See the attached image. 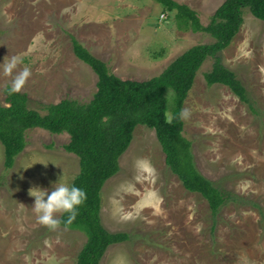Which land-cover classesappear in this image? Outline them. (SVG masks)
I'll return each instance as SVG.
<instances>
[{"label": "rangeland", "instance_id": "obj_1", "mask_svg": "<svg viewBox=\"0 0 264 264\" xmlns=\"http://www.w3.org/2000/svg\"><path fill=\"white\" fill-rule=\"evenodd\" d=\"M84 1L0 0V63L14 55L23 58L17 71L28 66L32 75L19 93L43 115L45 105L65 99L87 104L97 92L98 77L75 56L72 37L116 76L132 81L157 77L190 48L214 42L208 34L179 25L174 12L154 0H131L130 5L142 8L140 18L121 17L105 27L87 17L134 16L135 8L97 0L94 11ZM175 1L196 10L208 25L226 0ZM109 30L118 33L111 37ZM221 58L254 98L258 115L229 88L207 86L204 75L214 64L209 58L184 105L190 112L183 120L184 136L193 144L203 176L264 210V22L245 10L241 29ZM11 79L0 71L3 106H8L5 89ZM165 95L169 117L175 93L168 89ZM26 139L27 147L10 170L4 167L0 143V264H76L87 236L39 224L29 189L50 191L62 176L73 183L80 160L65 150L67 134L33 129ZM120 167L102 190L101 219L111 233L127 232L132 239L111 246L101 264H264L261 211L251 204H229L214 219L208 203L188 192L166 166L153 129L136 127Z\"/></svg>", "mask_w": 264, "mask_h": 264}, {"label": "trees", "instance_id": "obj_2", "mask_svg": "<svg viewBox=\"0 0 264 264\" xmlns=\"http://www.w3.org/2000/svg\"><path fill=\"white\" fill-rule=\"evenodd\" d=\"M169 12H174L179 25L194 33L210 35L214 42L197 45L176 58L159 76L148 81L123 80L111 72L104 61L95 57L75 37L72 45L75 56L92 68L98 77L97 92L87 104L65 99L58 104L43 106L45 114L29 107L27 95H5L8 106L0 104V143L4 147V167L10 170L27 147L29 130L42 129L53 135L68 134L70 143L65 150L80 160V173L73 184L86 192L76 219L65 225L67 214L62 213L58 226L84 233L87 242L76 264H101L108 249L129 242L127 232L111 233L101 219V193L108 180L120 173V159L129 149L134 131L142 125L153 129L165 155L166 166L181 181L184 188L200 195L216 219L229 204H251L263 214L261 205L221 188L198 170L193 144L184 136V121L173 118L168 122L166 92L175 93L176 117L194 86L203 64L214 59L211 71L204 78L208 87L222 85L258 115L256 102L235 72L228 69L221 54L238 35L245 10L264 22V0H226L203 25L199 14L175 0H154ZM109 117L107 123L101 118Z\"/></svg>", "mask_w": 264, "mask_h": 264}, {"label": "clouds", "instance_id": "obj_3", "mask_svg": "<svg viewBox=\"0 0 264 264\" xmlns=\"http://www.w3.org/2000/svg\"><path fill=\"white\" fill-rule=\"evenodd\" d=\"M23 63V58L19 55H14L9 59H4L0 63V71L4 76H12L7 86V94L13 95L21 92L32 72L30 67L24 66L18 70V66ZM14 74V75H13ZM190 112L188 109H181L176 117L169 116L168 122L171 123L173 118L186 120ZM109 117L101 118V123H107ZM29 195L34 197L32 210L36 215L37 222L51 230H56L60 224L57 219L58 213H66L67 219L65 225L71 224L78 214V208L86 200V192L73 183L63 179V176L58 181L52 184V189L32 187L29 189Z\"/></svg>", "mask_w": 264, "mask_h": 264}, {"label": "crops", "instance_id": "obj_4", "mask_svg": "<svg viewBox=\"0 0 264 264\" xmlns=\"http://www.w3.org/2000/svg\"><path fill=\"white\" fill-rule=\"evenodd\" d=\"M87 1L89 2V6L92 8V10H94V11H97L98 9H96L95 8V6H94V2L95 1H97V0H86V2L84 1L83 3H85V4H87ZM102 1V4H105V3H110V4H115V6L117 5V6H119L120 8H123V9H128V8H130V9H132V8H135V6H132V4L130 5V3H131V0H101ZM137 1V0H136ZM80 2H82V0H80ZM102 6V5H101ZM141 7H139V8H135V10H136V14L133 16H124L123 14H121V13H115V14H111V15H108L107 17H100V16H96V17H94L91 13H90V15L87 17V20L88 21H91V20H95V21H98V22H103V25L101 24H99L98 26H103V27H105L104 25H108V24H114V21H119V20H121V17H123L124 18V20L126 19V21H129L130 19L132 20V18L134 17V19H139L140 18V15H141V13H140V15H139V13H137V11H142L141 9H140ZM111 9V8H110ZM111 13V11H105V14H110ZM121 14V15H120ZM161 18L162 19H165V16H163V15H161ZM125 21V22H126ZM151 28V27H150ZM109 29H112V28H109ZM110 32V33H109ZM109 32H108V35H110L111 34V37H113V35H115V34H117L118 32H112V31H110L109 30ZM112 32V33H111ZM98 58V57H97ZM100 59V58H99ZM100 60H102V59H100ZM102 61H104V60H102ZM105 62V61H104ZM106 63V62H105ZM108 65V64H107ZM109 66V65H108ZM110 68V67H109ZM167 68V67H166ZM114 74V73H113ZM68 135V134H67ZM69 136V135H68ZM70 137V136H69ZM102 223H103V221H102ZM103 225H104V223H103ZM105 226V225H104ZM106 228V227H105ZM111 232V231H110Z\"/></svg>", "mask_w": 264, "mask_h": 264}]
</instances>
